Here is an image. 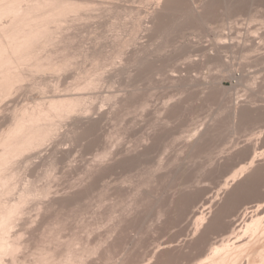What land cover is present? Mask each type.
Listing matches in <instances>:
<instances>
[{
	"label": "rangeland",
	"instance_id": "374dc122",
	"mask_svg": "<svg viewBox=\"0 0 264 264\" xmlns=\"http://www.w3.org/2000/svg\"><path fill=\"white\" fill-rule=\"evenodd\" d=\"M27 1H0V264H264V0Z\"/></svg>",
	"mask_w": 264,
	"mask_h": 264
},
{
	"label": "bare ground",
	"instance_id": "6f19581e",
	"mask_svg": "<svg viewBox=\"0 0 264 264\" xmlns=\"http://www.w3.org/2000/svg\"><path fill=\"white\" fill-rule=\"evenodd\" d=\"M0 1H1V0H0ZM2 1H3V0H2ZM6 1H7V0H6ZM14 1H15V0H14ZM23 1H25V0H23ZM29 1H30V0H29ZM29 1H27V2H29ZM36 1H38V0H36ZM43 1H44V0H43ZM60 1H61V3L64 2V0H63V2H62V0H60ZM4 2H5V1H4ZM11 2H12V0H11ZM27 2H26V3H27ZM50 2H51V1H49V3H50ZM52 2H54V1H52ZM17 3H18V1H17ZM21 3H22V2H21ZM24 3H25V2H23L22 4H24ZM37 3H39V2H37ZM37 3H36V5H39V4H37ZM49 3H48V4H49ZM1 4H2V3H1ZM5 4H6V3H5ZM5 4H3V6H6ZM8 4H9V3H8ZM8 4H7V5H8ZM15 4H16V3H15ZM30 4H32V2H30ZM33 4H34V3H33ZM42 4H44V3H42ZM48 4H47V5H48ZM52 4H53V3H52ZM9 5H10V4H9ZM18 5H19V4H18ZM20 5H21V4H20ZM40 5H41V4H40ZM45 5H46V4H45ZM57 5H58V4H57ZM26 6H27V5H26ZM61 6H62V5H61ZM63 6H64V5H63ZM63 6H62V7H63ZM66 6H67V5H66ZM0 7H1V6H0ZM6 7H7V6H6ZM6 7H5V8H6ZM12 7H13V6H12ZM24 7H25V6H24ZM27 7H28V6H27ZM35 7H36V6H34V7H32V8H35ZM38 7H39V6H38ZM40 7H41V6H40ZM42 7H43V6H42ZM76 7H77V6H76ZM3 8H4V7H3ZM15 8H16V7H15ZM21 8H22V6H21ZM47 8H48V7H47ZM54 8H55V7H54ZM57 8H58V7H57ZM60 8H61V7H60ZM63 8H64V7H63ZM74 8H75V7H74ZM24 9H25V8H24ZM51 9H52V8H51ZM51 9H50V10H51ZM1 10H2V9H1ZM37 10L41 11V10L38 9V8H37ZM44 10H45V9H44ZM50 10H49V11H50ZM61 10H62V9H61ZM72 10H74V9H72ZM16 11H17V10H16ZM26 11H27V10H26ZM31 11H32V10H31ZM46 11L48 12V10H46ZM52 11H53V10H52ZM52 11H50V12H52ZM59 11H60V10H59ZM5 12H6V11H5ZM5 12H4V13H5ZM10 12H11V11H10ZM12 12L14 13L15 11L13 10ZM17 12H18V11H17ZM28 12H29V11H28ZM28 12H25V13H28ZM33 12H34V11H33ZM2 13H3V12H2ZM15 13H16V12H15ZM21 13H23V12L20 11V14H21ZM35 13H38V12L36 11ZM39 13H41V12H39ZM45 13H46V12H45ZM54 13H55V12H54ZM54 13H53V14H54ZM0 14H1V13H0ZM5 14H6V13H5ZM29 14H30V13H29ZM29 14H27V16H28ZM18 15H19V14H17V17H18ZM31 15H33V14H31ZM35 15H36V14H35ZM41 15H42V14H41ZM51 15H52V14H51ZM54 15H55V14H54ZM0 16L2 17V15H0ZM5 16H6V15H5ZM13 16H14V15H13ZM27 16H26V17H27ZM29 16H30V15H29ZM36 16H37V15H36ZM47 16H48V15H47ZM49 16H50V13H49ZM60 16H61V15H60ZM14 17H15V16H14ZM21 17H23L22 14H21ZM30 17H32V16H30ZM44 17L46 18V16H44ZM41 18H42V17H41ZM59 18H60V17H59ZM11 20H12V19H11ZM13 20H14V19H13ZM17 20H18V19H17ZM24 20H25V19H24ZM27 20H28V19H27ZM36 20H39V19L36 18ZM40 20H41V19H40ZM43 20L45 21V19H43ZM47 21H48V20H47ZM1 22H2V21H1ZM16 22H17V21H16ZM16 22H15V24H16ZM19 22H20V21H19ZM25 22H26V21H25ZM28 22H29V21H28ZM35 22H36V21L34 20V23H35ZM37 22H38V21H37ZM37 22H36V23H37ZM34 23H32L31 26H32ZM44 23H45V22H44ZM8 24H9V23H8ZM21 24H22V22H21ZM0 25H1V24H0ZM5 25H6V24H5ZM5 25H3V26H5ZM9 25H10V24H9ZM13 25H14V24H13ZM28 25H30V24H28ZM42 25H43V24H42ZM7 26H8V25H7ZM22 26H24V25H22ZM44 26H45V25H44ZM25 27H26V26H25ZM45 27H46V26H45ZM45 27H44V28H45ZM0 28H2V26H0ZM6 28H7V27H6ZM12 28H13V27H12ZM15 28H16V27H15ZM28 28H29V30H30V27H28ZM33 28H34V27H33ZM16 29H19V26H18V28H16ZM1 30H2V29H1ZM4 30H5V29H4ZM8 30H9V29H8ZM23 30H25V29H23ZM23 30H22V31H23ZM26 30H27V27H26ZM26 30H25V31H26ZM43 30H45V29H43ZM9 31H10V30H9ZM15 31H16V30H15ZM19 31H20V30H19ZM19 31H18V32H19ZM39 31H40V30H39ZM45 31H46V30H45ZM0 32H1V31H0ZM20 32H21V31H20ZM29 32H30V31H29ZM29 32L27 31V33H29ZM46 32H47V31H46ZM4 33H5V32H4ZM9 33H10V32H9ZM34 33H35V32H34ZM12 34H13V33H12ZM22 34H23V33H22ZM22 34H21V35H22ZM30 34H31V33H30ZM38 34H39V32H38ZM17 35H18V34H17ZM25 35H26V34H25ZM31 35H32V34H31ZM33 35H34V34H33ZM35 35L37 36V34H35ZM41 35H42V34H41ZM12 36H13V35H12ZM26 36H27V35H26ZM26 36H25V37H26ZM1 37H2V36H1ZM8 37H9V36H8ZM13 37H14V36H13ZM22 37H23V35H22ZM34 37H35V36H34ZM2 38H3V37H2ZM4 38H6V37H4ZM14 38H17V37H14ZM37 38H38V37H37ZM10 39H11V38H10ZM20 39H21V38H20ZM28 39H29V38H28ZM2 41H3V40H2ZM10 41H11V40H10ZM34 41H35V40H34ZM4 42H5V41H4ZM1 43H2V42H1ZM10 43H11V42H10ZM2 45H3V44H2ZM6 45H8V44H6ZM4 46H5V45H4ZM4 46H3V47H4ZM24 46H25V45H23V48H24ZM26 46H27V45H26ZM1 47H2V46H1ZM1 47H0V48H1ZM3 47H2V48H3ZM6 47H7V46H6ZM10 47H11V46H10ZM8 48H9V47H8ZM14 48H15V47H14ZM23 48H22V49L20 48V49L23 50ZM9 49H10V48H9ZM1 51H3V50H1ZM7 51H8V49H7ZM9 51H10V50H9ZM9 51H8V52H9ZM3 52H5V51H3ZM16 52H17V51H16ZM10 53H12V52H10ZM21 53H22V52H21ZM24 53H25V52H24ZM8 55H9V54H8ZM8 55H6V58H7ZM18 55L21 56V54H18ZM10 56H11V55H10ZM1 57H2V56H1ZM7 59H8V58H7ZM8 60H9V59H8ZM17 60H18V59H17ZM11 61H12V60H11ZM15 61H16V60H15ZM15 61H14V62H15ZM1 64H2V63H1ZM6 68H7V67H6ZM4 69H5V68H4ZM0 70H1V69H0ZM4 71H6V70H4ZM11 71H12V69H11ZM11 71H10V72H11ZM1 72H2V71H1ZM8 73H9V71H8ZM5 74H6V73H5ZM11 74H13V73H11ZM6 75H7V74H6ZM8 76H9V75H8ZM10 76H11V75H10ZM10 76H9V77H10ZM76 97H77V96H76ZM80 97H81V96H80ZM80 97H79V99H80ZM65 98H66V97H65ZM79 99H78V100H79ZM61 100H63V101H62V103L60 102V105L58 104L59 107H60L61 105H63L64 102L70 101V100H72V99H69V97H68V99H60V101H61ZM73 100L76 101L77 99H73ZM73 100H72V101H73ZM52 102H53V101H52ZM52 102H50V103H51V105H52L51 107L53 108V107H54L53 105H55L56 102L58 103V101H55L54 104H52ZM73 102H74V101H73ZM78 102H79V101H76L75 103L77 104ZM75 103H73V104H75ZM67 104L70 105V103H67ZM71 104H72V102H71ZM73 104H72V105H73ZM65 105H66V103H65ZM55 106L57 107V105H55ZM51 107H50V109H51ZM61 107H62V106H61ZM63 107H65V106H63ZM63 107H62V108H63ZM67 107H68V106H67ZM67 107H66V108H63V109L66 110ZM69 107H71V106H69ZM54 108H55V107H54ZM57 108H58V107H57ZM60 109H61V108H60ZM34 111H36V110H34ZM37 112H38V111H37ZM46 113H47V112H44L45 115H46ZM30 114H31V113H30ZM30 114L28 113L27 116L30 115ZM37 114H38V113H37ZM41 114H42V113H41ZM44 114H43L42 116H44ZM48 114H49V113H48ZM34 115H35V114H34ZM27 116H26V117H27ZM32 116H33V115H32ZM38 116H39V114L37 115V117H38ZM42 116H39L38 119H40ZM49 116H50V115H49ZM34 117H35V116H34ZM37 117H36V118H37ZM45 117H48V115H47V116H44V118H45ZM30 118H31V116H30ZM30 118H29V120H30ZM24 119H25V116H24ZM38 119H37V120H38ZM41 119H43V118H41ZM45 119H46V118H45ZM27 120H28V119H27ZM29 120H28V123H30ZM34 120L36 121L35 118H34ZM34 120H32V121H34ZM21 121H22V119H21ZM23 121H24V120H23ZM41 121H42V120H41ZM17 122H18V121H17ZM39 122H40V121H39ZM24 123H27V122H24ZM28 123H27V124H28ZM36 123H37V122H36ZM19 124H21V123H19ZM19 124H16V125H17V126H21V125H19ZM30 124H32V123H30ZM23 125H24V124H23ZM23 125H22V127H23ZM35 125H36V124H35ZM13 126H14V125H13ZM17 126L14 127L15 129L17 128V130L14 129L15 132H19V130H20V127H19V130H18V127H17ZM28 126H29V124H28ZM30 126H31V125H30ZM22 127H21L22 130H23V129H26V128H24V127L22 128ZM32 127H33V126H32ZM29 129H30V128H29ZM11 130H12V129H11ZM14 131H12V132H14ZM29 131H30V130H29ZM29 131H27L26 133L28 134ZM15 132H14V133H15ZM21 132H22V131H20V133H21ZM26 133H24V130H23V134L26 135ZM33 133H34V132H33ZM8 134H9V133H8ZM11 134H12V133H11ZM17 134H18V133H16V135H17ZM32 135H33V134H32ZM10 136H11V135H9L8 137H10ZM13 136H14V135H13ZM20 136H22V134H21ZM34 136H36V135H34ZM30 137H31V135H30ZM32 137H33V136H32ZM17 138H18V137H17ZM22 138H24V137H22ZM35 138H36V137H35ZM14 139H15V141H16V138H14ZM19 139H20V138H19ZM19 139H18V140H19ZM6 140H8V139L6 138ZM11 140H12V138H11L9 141H11ZM15 141L13 140V142H15ZM31 142H32V141H31ZM9 143H10V142H9ZM11 143H12V142H11ZM11 143H10V144H11ZM16 144H17V143H16ZM12 145H13V144H12ZM17 145H18V144H17ZM5 146H6V145H5ZM9 146H10V145H9ZM9 146H8V147H9ZM15 146H16V145H15ZM10 147H12V146H10ZM18 148H19V147H18ZM18 148H17V149H18ZM17 149H16V150H17ZM7 150H8V149H7ZM10 150H11V149H10ZM2 153H3V152H2ZM5 153H6V152H5ZM0 154H1V153H0ZM8 157H9V156H8ZM5 158H6V157H5ZM0 165H1V164H0ZM0 193H1V192H0ZM3 206H6V205H3ZM11 206H12V205H11ZM12 207H13V206H12ZM4 208H6V207H4ZM1 209H2V208H1ZM9 209H10V208H9ZM11 209H12V208H11ZM11 209H10V210H11ZM5 210H6V209H5ZM7 210H8V209H7ZM7 210H6V211H7ZM13 210H14V208H13ZM13 210H12V211H13ZM1 211L3 212V209H2ZM6 211H5V212H6ZM10 212H11V211H10ZM11 213H12V212H11ZM11 213H10V215H11ZM13 213H14V211H13ZM13 213H12V214H13ZM8 214H9V212H8ZM8 214H5V213H4L3 215H4V217H5L6 215H7V217H8ZM0 217H1V216H0ZM7 217H6V218H7ZM1 218H2V217H1ZM1 218H0V219H1ZM9 218H10V217H9ZM7 219H8V218H7ZM7 219H6V220H7ZM2 220H3V222L5 221L4 219H2ZM2 220H1V222H2ZM8 221H10V220L8 219ZM8 221H6V222H8ZM4 223H5V222H4ZM8 223H9V222H8ZM8 223H6V224H8ZM1 226H2V230H4V233H5V231H6L5 228H6L7 225L4 224V226H5L4 228H3V224H2ZM2 232H3V231H0L1 234H2ZM3 236H5V235H3ZM3 236H2V238H3ZM5 239H6V238H4V241H5ZM1 240H3V239H1ZM7 241H8V240H7ZM0 242H1V241H0ZM2 243H4V242H2ZM5 243H6V242H5ZM0 244H1V243H0ZM7 245H8V242L6 243V247H7ZM3 246H5V245H4V244H2V246L0 245V247H2V248H3ZM6 247H5V248H6ZM11 247H12V246H11ZM7 248H8V247H7ZM8 250H11V248H9ZM0 251H1V250H0ZM12 251H13V249H12ZM2 252H3V251H2ZM2 252H1V253H2ZM5 252H6V251H5ZM2 254H3V253H2ZM215 259H216V258H215ZM215 259H214V260H215ZM217 259H218V258H217ZM255 259H256V258H255ZM263 259H264V258H263ZM259 261H260V260H259ZM262 261H263V260H262ZM218 262L221 263L220 258H219L218 261H217V260H216L215 262L213 261V264H214V263H215V264H218ZM250 262H251V261H250ZM252 262H253V261H252ZM259 263H260V262H259ZM228 264H229V263H228ZM249 264H250V263H249Z\"/></svg>",
	"mask_w": 264,
	"mask_h": 264
}]
</instances>
